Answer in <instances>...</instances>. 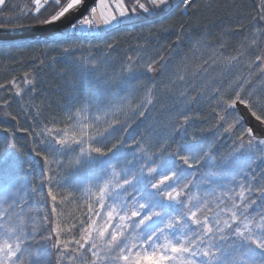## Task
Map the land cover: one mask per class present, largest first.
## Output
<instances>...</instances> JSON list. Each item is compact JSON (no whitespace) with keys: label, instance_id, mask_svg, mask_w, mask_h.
Instances as JSON below:
<instances>
[{"label":"snow or ice","instance_id":"1","mask_svg":"<svg viewBox=\"0 0 264 264\" xmlns=\"http://www.w3.org/2000/svg\"><path fill=\"white\" fill-rule=\"evenodd\" d=\"M6 2L0 0V9ZM180 2L185 10L195 6V0ZM169 6L170 0H32L30 6L25 4L18 12L0 16V33L8 34L0 35V51L35 48L40 44L50 50L59 47L74 73L81 79L90 77L91 89L85 88L84 93L92 99H95L92 89L113 92L118 88L119 92L126 93V100L134 98L143 89L145 99L136 109H130L135 114L138 108L153 103L150 97L156 87L155 76L166 73L171 60L160 57L144 62L138 51L135 56H126L118 74L105 79L118 42L105 43L103 48L93 47L91 43L85 47L76 42L104 41L119 28L134 25L147 14L163 13ZM207 7L211 8V5ZM49 9L51 14L41 18ZM69 17L74 19L55 33L56 39L36 40L32 44L12 42L22 40L28 29L48 27ZM253 20L264 25V0H259ZM183 34H186L185 25H181V34L174 42L177 47ZM257 35L264 36V26L254 29L251 45L257 43ZM201 43V39L188 36L191 48L195 49ZM136 47L146 49L147 42ZM220 47L222 49L224 45ZM77 52L81 55L77 56ZM85 52L87 55L83 54ZM180 54L177 50L176 55ZM211 59L212 64H216L219 56L213 53ZM237 59V56L230 57L229 63ZM255 60L264 64L262 56L257 55ZM206 65L208 61H204L197 73H206ZM183 70L186 65L181 68ZM28 75L25 73L24 83L32 86L33 81ZM260 75L264 76V69ZM144 76L150 87L134 83ZM177 80L184 82L185 76L178 74ZM245 83L239 80L228 89L212 91L216 99L213 110L217 121L215 131L223 135L233 133L238 127L243 129L237 138L239 147L226 158L217 159L204 152L200 146L202 141H188L187 127H183L176 129L180 140L173 139L177 144L174 152L168 151L167 140L156 151H151L152 145L148 141H145L147 146L137 142L138 151H132V159H128L121 151L122 139L108 147L121 125L116 119L109 123V117L123 112L124 106H107L103 100H98L93 107L87 97L85 106L77 110L76 116L68 117L77 121L70 131L33 130L35 137H43L39 139V145L47 148L50 155L78 149L69 164L89 177L86 187H80L81 182H77L79 197L69 193L71 202L83 201L86 210L79 217L70 214L69 218L75 223L67 227L58 223L48 235H40L29 208L30 201L26 198L35 193L36 188L31 187L29 191L18 183L20 149L17 142L0 124L8 134L5 147L0 151V162L12 161L0 180L3 189L0 195V264H52L53 257L55 264H264V138L257 136L251 126L244 128V120L238 114L239 106H244L257 122L264 125V95L249 90ZM12 85L16 87L14 94L20 96L21 89L14 79L8 85L0 84V90ZM31 90L35 91V88ZM172 99L178 101L174 107L179 108L181 103L187 106L199 97L189 98L187 93L181 92ZM2 103L7 106L9 101ZM91 111L96 113L91 123L87 116L81 118V114ZM140 115L145 113L140 112ZM12 119L16 117L12 116ZM190 119L183 116V125H188ZM101 123L106 126L100 127ZM122 130L127 132L128 128ZM191 141H196V137L192 136ZM33 151H36L35 147ZM36 155L43 153L36 152ZM43 159L46 172L53 173L45 176L51 185L58 175L51 165L60 168L64 162L50 161L46 155ZM32 167V164L28 165L29 169ZM48 195L54 202L52 212L56 213L57 196L53 195L51 187ZM43 219L47 221L48 216ZM75 233L79 234L78 239ZM36 235H40L38 241L33 239ZM62 235L72 238L62 239Z\"/></svg>","mask_w":264,"mask_h":264},{"label":"trees","instance_id":"2","mask_svg":"<svg viewBox=\"0 0 264 264\" xmlns=\"http://www.w3.org/2000/svg\"><path fill=\"white\" fill-rule=\"evenodd\" d=\"M18 4L19 7H14ZM25 4L30 6L32 1L8 0L3 9H0V16L13 11L18 12L19 8ZM209 4L211 8L207 7ZM258 4L259 0H195L194 8L182 11V3L179 2L163 13L147 14L134 25L119 28L104 41L76 42L83 43L85 47L91 43L93 47L99 45L101 48L105 43L113 40L118 42L116 51L112 53V62L107 66L108 76L105 79L113 78L115 74H118L126 56H135L138 51L144 57V62H150L152 59L158 60L160 57H164L166 61L171 60L167 72L155 76L156 87L152 90L150 97L153 103L138 108L135 114L130 109H136L145 99L143 89L134 98L127 100L125 99L126 93L119 92L118 88L113 92H96L92 89L95 95V99H92V96L84 93L85 88L91 89L90 77L81 79L78 74L74 73L61 55L59 47L50 50L40 44L35 48L0 51V84L8 85L14 79L21 89L20 96L14 94L15 85L6 86L0 90V124L9 130V134L16 140L20 149L18 183L24 185L29 191L31 187L36 188V192L30 193L26 198L30 201L29 208L35 217V224L40 235H48L58 223L62 227L75 223L74 219L69 218L70 214L75 213L79 217L86 210L83 207V201H71L72 196L81 195L77 191L79 178L85 180L89 177L82 175L83 171L69 164L67 156H72V153L78 149L50 155L47 148L39 145L38 141L43 137H35L33 130L40 131L43 128L70 130L77 121L69 120L68 117L76 116L77 110L85 106L86 97L91 98L89 100L92 101L93 107L98 100H103L107 106H124L123 112L109 117V123L112 119H116L121 122V125L118 126L119 130L114 133L108 147L122 139L121 151L127 155L128 159H132V151H138L135 147L137 142L141 146H147L145 141H148L152 145L151 151H156L167 140L168 151L174 152L177 144L173 142V139L180 140L176 129L183 127H187L188 141L193 143L202 141L200 146L203 151L217 159L229 157L236 151L239 147L237 138L243 129L238 127L233 133L223 135L215 131L217 121L213 110L216 108V99L212 96V91L215 88L228 89L230 85L243 80L246 82V88L255 90L258 95H264V76L260 75L264 64L255 60L257 55L264 57V36L257 35L255 37L257 43L251 45L254 29L264 26L258 25L253 20ZM50 14L51 9L45 11L41 18ZM24 23H29V21H24ZM181 25H185L186 34L182 35L177 47L174 42H176L177 35L181 34ZM193 28L196 30L193 31ZM163 29H168V31L165 32ZM189 35L201 39L202 43L195 49L191 48L188 44ZM44 39L56 38L47 36L13 43L32 44L36 40L43 41ZM146 42V49L136 47ZM221 44L224 45L222 49ZM177 50L181 53L179 56L176 55ZM213 53L219 56L216 64H212ZM83 54L87 55L86 52ZM96 54L99 55V53ZM76 55L79 56L81 53L77 52ZM233 56H237L238 59L230 64L229 58ZM53 57L56 59L53 60ZM41 60L44 61L43 64L40 63ZM204 61H208L206 65L208 71L197 73V69L204 65ZM184 65H186V70L181 71ZM228 69L234 72L228 73ZM239 69L241 70L240 77L234 78L235 71ZM25 73H28V79L33 81L32 86L24 83ZM178 74L185 76L184 82L177 80ZM134 83H140L145 87L151 86L147 76L141 77ZM32 87L35 91L31 90ZM116 92L119 94L117 95ZM181 92L187 93L189 98L199 97V99L187 106L181 103L179 108L174 107L178 101H173L172 97L179 96ZM4 100L9 101L7 106L2 103ZM25 109L28 110L25 111ZM37 112H39L38 116ZM140 112H144L145 115L141 116ZM95 114L94 111L83 113L81 118ZM12 116L16 119L13 120ZM183 116L191 118L186 126L183 125ZM105 126L103 123L100 125V127ZM123 128H128V131L124 132ZM6 135L8 134L0 128V151L5 147ZM192 136L196 137V141H191ZM246 142L247 137H245V144ZM34 147L36 151H33ZM36 152H41L43 155L37 156ZM45 155L49 156L50 161L62 160L64 162V166L60 168H57L55 164L51 165V168L58 173L55 182L51 185L45 180L46 175L53 174L46 172L43 159ZM11 164V160L6 163L0 162V180L3 179L5 169ZM29 164L33 165L31 169L28 168ZM203 170L201 168V171ZM87 182L84 187L87 186ZM49 187L53 195L57 196L56 213L52 212L54 202L48 195ZM2 190L0 186V191ZM69 193H72V196H69ZM61 213L62 215H58ZM45 215L48 216L47 221L43 219ZM40 235H36L33 238L34 241H38ZM75 235L78 239L79 234L75 233ZM61 238L70 240L72 237L62 235ZM32 251L34 253L35 244L32 246ZM52 264H55L54 257Z\"/></svg>","mask_w":264,"mask_h":264},{"label":"water","instance_id":"3","mask_svg":"<svg viewBox=\"0 0 264 264\" xmlns=\"http://www.w3.org/2000/svg\"><path fill=\"white\" fill-rule=\"evenodd\" d=\"M71 19H74V17H69L67 19H64L58 23H54L51 26L48 27H37V28H31L26 30L23 33V39L22 40H28V39H34L37 37H46L50 36L54 33H56L58 30L63 29L66 27ZM0 35L7 36V33H0ZM20 41V40H16ZM244 120V124L246 127L251 126L254 130V133L264 138V125H261L259 122L255 120L254 117L251 116L250 112L244 108V106H239V113H238Z\"/></svg>","mask_w":264,"mask_h":264},{"label":"rangeland","instance_id":"4","mask_svg":"<svg viewBox=\"0 0 264 264\" xmlns=\"http://www.w3.org/2000/svg\"><path fill=\"white\" fill-rule=\"evenodd\" d=\"M8 1V0H7ZM32 0H29V2H31ZM28 2V1H27ZM126 2H127V0H126ZM180 2V0H170V6L167 8V9H171L172 7H174L175 5H177L178 3ZM17 7H19V4H18V6ZM167 9H165V10H167ZM50 10V9H49ZM182 11H185V8H184V5L182 4ZM151 15V14H150ZM142 18H144V17H142ZM141 18V19H142ZM50 36H53L54 38H58V37H56L55 36V33L54 34H52V35H50ZM47 37V36H46ZM42 38H45V37H42ZM34 39H40V37H37V38H34ZM28 40H33V39H28ZM22 41H27V40H20V41H12V42H22ZM260 66V65H259ZM262 67H263V65H262ZM227 72L228 73H231V72H234L233 70H230V69H228L227 70ZM226 74V73H225ZM240 74H241V70L239 69V71L237 70V71H235V77L234 78H239L240 77ZM89 99H91V98H89ZM96 104V103H95ZM215 104H213V106H214ZM216 106V105H215ZM94 117V115H91V116H89L88 117V122L89 123H91L92 122V118ZM244 125V127L246 128V126H245V124H243ZM71 130V129H70ZM70 130H68V131H70ZM167 134H168V132H167ZM73 155L71 156H67L68 157V161H70L75 155H76V152H73L72 153ZM54 158H56V157H54ZM82 175H84V176H87L86 175V173H84V174H82ZM89 179V178H88ZM88 179H85V180H83V179H80L79 178V182H81L80 183V187H84V185H85V182H87L88 181ZM3 194V190L2 191H0V195H2Z\"/></svg>","mask_w":264,"mask_h":264}]
</instances>
